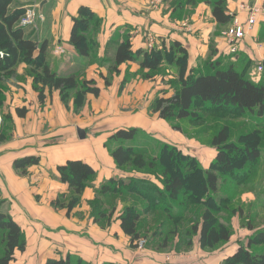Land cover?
Listing matches in <instances>:
<instances>
[{
  "label": "crops",
  "instance_id": "crops-1",
  "mask_svg": "<svg viewBox=\"0 0 264 264\" xmlns=\"http://www.w3.org/2000/svg\"><path fill=\"white\" fill-rule=\"evenodd\" d=\"M151 1L13 0L10 4V10L37 5L38 17L34 25L23 28V31L33 41L48 43L50 66L55 72L78 76V71L85 67V77L79 76V79H93L100 89L99 95L93 96L91 107L92 96L86 95V103L80 110L74 108L72 93L64 101L59 91L46 90V98L41 102L25 64L18 65L16 81L2 86L0 201L8 203L7 212L21 229L32 231L37 240L34 254L32 251L28 253L30 245L27 244L24 252L15 253L13 263L44 264L47 259L69 255L85 264H149L148 256L139 257L129 251L130 239L121 230L118 213L109 222H96L89 203L95 196V189L110 178L123 181L132 177L143 179L139 174L133 175L135 172L119 169L110 154L112 147L107 143L109 145L108 138L115 130L147 125V108L141 100L150 92L151 104L157 95L153 96L155 82L131 78L120 90L125 68L130 66L127 72L130 74L139 67L134 62H127L118 67L117 74L112 72L113 80L105 86L102 79L107 75L105 68L89 64L88 58L79 56L69 44L72 17L80 6L89 7L102 20L97 34L98 58L104 57L110 49L112 59L115 47L112 42H120L124 34L131 35L132 50L143 48L144 32L149 30L159 41L180 42L187 49L191 68H202L207 60L208 63L219 61L220 67L233 65L242 70L246 69L245 64L250 58L258 59L257 63L264 68V44L256 37L264 13L258 16L256 25L240 43L237 53H229L223 32L231 23L218 24L212 17L210 4L183 3L181 8H175L171 0H162L155 6ZM254 2L264 8V0H226L225 11L237 15L244 24L248 12L242 4ZM187 9L189 11L184 12ZM56 46H61L64 52L57 53ZM17 110H24V115L17 114ZM79 129L84 133L83 138L78 135ZM176 140L180 141V137ZM29 156L37 157L38 163L27 166L24 174L14 168L15 160ZM67 160H81L95 171L94 178L68 215L65 208H55L52 204L57 199L67 201L71 194L67 184L60 182L56 170ZM237 248L230 250L224 258ZM152 264L166 263L154 260Z\"/></svg>",
  "mask_w": 264,
  "mask_h": 264
},
{
  "label": "trees",
  "instance_id": "trees-1",
  "mask_svg": "<svg viewBox=\"0 0 264 264\" xmlns=\"http://www.w3.org/2000/svg\"><path fill=\"white\" fill-rule=\"evenodd\" d=\"M12 1L0 0V106L4 98L2 86L16 81V69L19 64L27 66L32 87L38 92L41 102L46 98V90L59 91L64 101L68 94L74 91L75 110L83 106L87 94L97 97L100 89L95 80L79 79L75 73L59 75L51 68L48 43L46 41L38 43L25 36L23 28L18 26L24 8L10 10ZM190 1L187 0V4L192 3ZM207 3L211 5L212 17L218 24L232 23V16L224 13L226 0H209ZM174 6L181 8L183 3L176 2ZM101 24V18L89 7L82 5L78 8L77 14L72 17L69 44L79 56L88 59L96 56L97 34ZM112 43L115 47L110 64L111 73L118 71V67L127 62H134L145 71L143 78L156 77L161 67L176 73V80L170 85L172 92L161 90L150 104L151 113L158 119L167 122L188 120L194 123L201 121L207 112L220 114L223 119L230 116L239 117L244 112L258 118L264 117V84L254 83L244 77L247 64L245 70H238L233 65L221 68L219 61H212L208 63L205 71L188 66L187 49L175 40L168 43L162 40L159 46L150 51L144 47L132 50L129 37ZM105 85H108L107 81ZM122 88L121 84L120 90ZM17 114L24 115V110H17ZM213 124L210 144L216 153L207 168L201 167L194 157L171 145L160 146L158 154L149 158L146 145L144 148V144L135 141L139 132L137 128H121L112 133L109 140L116 145L110 150V154L115 165L126 172L144 174L154 172L157 168L161 175L159 180L161 186L136 177L128 181L110 178L99 187L89 203L94 221L99 222L104 218L109 221L115 211L113 202L115 200L108 201L112 208L107 211L101 207L100 197L122 198L123 195H130L133 199L135 197L139 198V201H144L141 205L146 212H156L157 220L166 214V219L161 220L173 226L172 232H178V225L190 221V217L184 216L188 211L187 207L199 209L198 217L194 218L196 222L191 224V233L198 236L202 248L213 250L229 241L231 236L229 226L218 220L220 212H227L229 209L226 206L228 199L216 196L219 175H229L239 180L249 178L251 168L256 166L261 158L260 146L264 138V124L259 129L252 128L236 136L232 135L229 123L222 122L214 126ZM172 128L181 130L177 125H173ZM37 163V157L29 156L15 160L13 166L24 174L27 166ZM56 170L60 182L67 184L71 194L65 204L56 202L60 201L57 199L54 205L65 208L69 213L94 178L95 171L81 160H67L64 164L58 165ZM182 196L185 199H182ZM1 204L0 201V206ZM174 205L180 206L179 209L174 211L172 209ZM139 209L140 206L137 204H123L117 217L121 230L130 239L131 246H135L134 242L141 235ZM167 217L174 222L168 221ZM0 231L3 234L0 264H12L15 253L24 252L26 243L21 227L1 209ZM256 247H264V229L250 236L245 246H238L221 264H264V248L255 250ZM44 264L84 263L81 260L74 263L67 255L65 258L47 259Z\"/></svg>",
  "mask_w": 264,
  "mask_h": 264
},
{
  "label": "rangeland",
  "instance_id": "rangeland-1",
  "mask_svg": "<svg viewBox=\"0 0 264 264\" xmlns=\"http://www.w3.org/2000/svg\"><path fill=\"white\" fill-rule=\"evenodd\" d=\"M207 1L209 0H191L190 2L207 4ZM171 2L172 5H175L176 2L179 4H185V2L187 3V0H172ZM188 11L189 10L187 9L184 12ZM174 16H176V13H174L173 18ZM122 37H129L130 39L131 35L124 34ZM256 37L258 41L264 44V19H262L259 24ZM159 45L160 41L156 46ZM111 55L112 54L109 49L108 51H106L104 57L98 58L96 54V56L92 57V59H88L89 64H98L99 66L105 68L107 75L102 79L108 82V86L113 80V75L110 71ZM257 62L258 59L256 58H250V60L247 61V71L244 72V77L254 83L264 84V68L262 71L257 72L256 68L260 63ZM129 67L125 68L126 72L121 82L124 88L126 84L130 82L131 78H136L137 80H151L155 82V87H153L155 90L153 96L158 94L161 90H165L168 93L172 92V88L170 85L173 81L176 80L175 72L171 73L168 68L161 67L159 69L160 71L156 75V78L152 77L151 79H149L143 78V74L145 73V71H142L139 67L135 70L131 68V70L134 71L130 74L127 73L129 71ZM207 67L208 61L206 60L201 69L206 71ZM237 69L239 70L238 67ZM118 72L119 70L114 73L117 74ZM79 76L85 77V67L78 71V78ZM70 93H72L73 96L75 94L74 91H71ZM69 95L70 94H68V96ZM91 96L92 98H90L89 101L90 107L92 105V102L94 101L93 95ZM152 98L153 97L150 92L149 95L148 92L147 94L143 95L141 104L147 108L148 120L146 126L137 127L139 132L135 139L136 142L139 141L140 143L144 144V148L146 145L149 158H153L158 154V148L160 146L171 145L178 148L182 152L183 150L187 151L184 154L189 155L190 157H194L198 161V165H200L201 167L204 168V166L207 165L209 167L210 163L214 159L213 156L215 152V148L210 144V135L212 133L211 130H213V128L211 129V124H221L222 122L229 123L232 130V135L235 136L239 133L247 132L252 128L259 129L264 124V117L258 118L248 112L242 113L239 117L230 116V118L228 119H226V117H224L223 119V116H221L220 114H212L207 112L205 113V115H203V119L198 122L191 123L188 120L179 122H167L165 120H159L155 114L151 113L149 103ZM85 101L83 105L86 103ZM199 107L200 106H198V108ZM91 112L92 111L90 109V113ZM173 125L179 126L181 130L173 129ZM177 137H180V141L176 140ZM182 140L183 142H181ZM108 141L109 145L107 143V146L113 148L116 145V143L109 140V138ZM112 144L114 145L111 146ZM260 156L261 158L259 163L251 168L252 170L249 178L239 180L229 175H219L218 190L216 196L226 197L228 199V204L226 206L227 209L228 207L229 209L227 210V212L221 211L218 220L221 223L229 226L231 236L229 241L219 245L216 249L213 250L202 248L199 244L198 236L191 233V224L196 222L194 218L198 217L200 213L199 209H196L194 207L189 206L186 208V210L188 209V211L184 214V216L188 218L190 217V223L188 222L178 225V232H172L173 226L171 224L167 225L161 220L166 219V214H163V216L159 220H157L156 212H146L144 206L141 205V203H143L144 201H139V198H136V200H134L130 195H123L122 198L107 197V199H102L100 197L101 207L106 208L108 211L112 208V204L108 203V201L115 200L113 201L115 203V211L111 216L115 217L114 214L120 213L123 208V204H137L138 206H140L139 212L141 213V235L138 239L139 241L136 240L134 242L135 246L130 245L129 251L135 252L139 255V257L143 256L144 258H147L148 256L147 259L149 260V264H152L154 260L157 262H164L166 264H221V261L224 260V256L227 253H230V250L236 248V246H245L250 236H253L257 231H261L264 229V138L260 146ZM138 174L141 175L143 179L149 180L159 187L161 186L159 181L161 175L157 168L154 170V172H149L147 174L143 173V176L142 173L139 172L133 173V175ZM97 190L98 189H95V191ZM181 198L185 199L184 196H182ZM117 199H120L121 201H118ZM1 202V211L6 213L14 220L11 214L7 212L8 203L5 204L3 201ZM56 202L65 204L67 201L60 200ZM54 203L55 201L52 203L55 207ZM183 203H185V201H183ZM160 206L162 207L161 204ZM179 207L180 206L174 205L172 209L176 211L179 209ZM69 213L67 212V215ZM167 220L174 222L173 219H168V217ZM99 222L106 223V219H100ZM22 232L24 235L26 247L27 244L30 245V250H28V253L31 254L32 251V254H34V244L37 242V240L34 238L35 234L31 233L32 231L30 232L27 229H22ZM2 239L3 234L0 231V254L3 250ZM140 241H142V243L140 246H138V243ZM263 248L264 247H256L254 249L262 250ZM71 259L74 263H76L77 260H80L72 256ZM15 263L16 262H14L13 264Z\"/></svg>",
  "mask_w": 264,
  "mask_h": 264
},
{
  "label": "built area",
  "instance_id": "built-area-1",
  "mask_svg": "<svg viewBox=\"0 0 264 264\" xmlns=\"http://www.w3.org/2000/svg\"><path fill=\"white\" fill-rule=\"evenodd\" d=\"M162 0H152V5L161 4ZM242 8L248 12L246 21L242 24L237 15H233L230 12L224 11L226 15L232 16V23L230 27H228L223 35L226 38L228 43L229 53H237L240 43L244 40V38L250 33L254 25L257 23V18L261 13H264V8L254 3H244L242 4ZM38 17L37 13V5H29L24 9V13L20 16L18 20V26L25 28L30 25H34L36 19ZM185 25V24H183ZM157 43H159V39L154 35L151 31L146 30L144 32V41L143 46L147 51L152 50ZM55 50L57 53H63L64 50L61 46H56ZM263 70V65L259 63L256 68L257 72ZM139 241V240H138ZM142 241L138 243L140 246Z\"/></svg>",
  "mask_w": 264,
  "mask_h": 264
},
{
  "label": "water",
  "instance_id": "water-1",
  "mask_svg": "<svg viewBox=\"0 0 264 264\" xmlns=\"http://www.w3.org/2000/svg\"><path fill=\"white\" fill-rule=\"evenodd\" d=\"M78 135H79V137L83 138L84 133L81 129L78 130Z\"/></svg>",
  "mask_w": 264,
  "mask_h": 264
}]
</instances>
